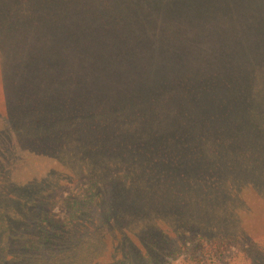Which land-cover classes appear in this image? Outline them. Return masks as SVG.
<instances>
[{
  "label": "trees",
  "instance_id": "1",
  "mask_svg": "<svg viewBox=\"0 0 264 264\" xmlns=\"http://www.w3.org/2000/svg\"><path fill=\"white\" fill-rule=\"evenodd\" d=\"M20 2L31 15L19 14ZM197 5L0 0V264H159L149 255L185 235L264 236V52L238 37L218 51L226 14ZM194 30L200 47L139 54ZM20 151L55 159L72 181H98L99 204L105 178L120 171L110 221L81 230L93 199L73 200L63 223L46 213L50 183L8 177ZM244 190L250 208L240 201V214ZM113 218L121 226L105 230ZM225 246L190 264H212Z\"/></svg>",
  "mask_w": 264,
  "mask_h": 264
},
{
  "label": "rangeland",
  "instance_id": "2",
  "mask_svg": "<svg viewBox=\"0 0 264 264\" xmlns=\"http://www.w3.org/2000/svg\"><path fill=\"white\" fill-rule=\"evenodd\" d=\"M188 1L194 6H198L197 4H199L200 8L201 6L204 8L214 6L211 10L214 11L217 8L215 12L222 17L226 14L220 22L222 30H224L221 38L224 44L218 45L213 40L210 41L212 44L214 43V45L216 44L219 46L218 51L228 54L231 47L228 46L227 43H234L238 37L239 41H243V47L244 43H247L249 45H253V49L256 50L258 48H255V45L259 42V45L262 48L261 50L264 52V14L257 13V8L264 11V0H227L224 5V9L218 6L226 0ZM23 6L24 5L20 2L19 14L26 17L31 15L32 12L30 13V10L25 6L24 10H22ZM159 6H161V4H159ZM185 6L187 9L188 7H191L188 3H186ZM15 8L18 10L17 6H15ZM104 8L107 9L108 5ZM165 16L166 18L171 16L169 11L165 13ZM11 17L18 18L17 14L11 15L10 18ZM4 19H8V17H4ZM155 21L160 23L163 22L160 19H156ZM163 23L165 24V22ZM211 27L214 28V24H211ZM198 36L199 34L195 30L191 32H183L182 34L178 33L177 36H169L168 34H165L163 39L158 41L154 40L155 46H152L151 50L141 49L139 50V54L142 55L144 59H147L148 56L152 54L161 57L166 47L176 48V46L178 48H184L185 52L192 47H200L202 43H204V39H202L201 43L199 42ZM180 37L183 39L182 41H188V43L178 41L180 40ZM2 51V58L7 57V50ZM2 126L3 122L0 119V129ZM17 156L18 158L9 164L12 165L13 163V167L8 173V177L11 179V182L20 187L35 179L43 181L46 180L47 184L50 183V188L53 192L51 194L53 200L48 207H46L45 212L52 215L56 220L63 223L67 218H69L73 200L86 205L88 204V201L93 199V205L89 206L88 204L83 214L77 217V223L83 226V229L81 230H84L83 232H93V230L99 227V229L103 228V226L110 221L107 218L111 213H113L115 202L118 201L116 200L118 195L114 193V188L122 182L123 174L120 171H112L105 178L106 188L104 190V199L99 204V202L97 203L95 200V195L92 194V188H97L98 181L87 176H81L77 179L73 178L72 181L70 173H68L55 159L48 156L33 154L28 151H20ZM247 192V190L242 191L240 197L237 198L238 201L236 200L238 204L235 211H238L240 214H243L242 211L246 209L241 205L240 201L244 200L245 203H247L248 208H250V204L246 201L247 196H245V194H248ZM253 197L254 196L252 194V198ZM86 214L89 217H87ZM88 218H91L90 222L86 220ZM109 218L111 219V216ZM84 221H87L88 223ZM121 224V221H119V223H115L113 218L109 227H106L105 230H114V227H120ZM27 228L28 230L26 229V231L32 234L33 227L28 226ZM77 228H79V226H77ZM22 230L24 231V229ZM76 231L77 230H75V232ZM243 233V235L252 234L247 230ZM262 237L264 236H255L250 238L240 237L241 239L230 238V242H227L226 237L219 238L217 235L199 239L201 237L195 234H189L187 236L185 235L180 237V239L171 240L169 244H161L158 249L154 251V255L149 256L153 259L157 258L159 260V264H190L192 260L203 257V254L206 253V248L209 247V245L226 242V246L223 248L224 251L222 254H212L214 257V262L212 264H264V238ZM32 238V242L37 239L34 236H32Z\"/></svg>",
  "mask_w": 264,
  "mask_h": 264
}]
</instances>
